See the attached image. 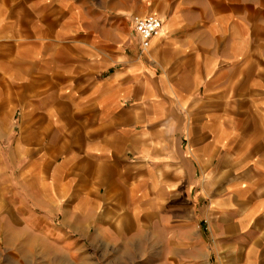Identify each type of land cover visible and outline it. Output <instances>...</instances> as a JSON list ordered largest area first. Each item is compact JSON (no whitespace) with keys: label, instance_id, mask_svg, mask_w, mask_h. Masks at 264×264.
Segmentation results:
<instances>
[{"label":"crops","instance_id":"crops-1","mask_svg":"<svg viewBox=\"0 0 264 264\" xmlns=\"http://www.w3.org/2000/svg\"><path fill=\"white\" fill-rule=\"evenodd\" d=\"M249 1L0 0V264H264ZM150 14L143 50L131 17Z\"/></svg>","mask_w":264,"mask_h":264},{"label":"rangeland","instance_id":"rangeland-1","mask_svg":"<svg viewBox=\"0 0 264 264\" xmlns=\"http://www.w3.org/2000/svg\"><path fill=\"white\" fill-rule=\"evenodd\" d=\"M245 5H264V0H252V2H246ZM152 236L153 235H150L149 237V242L151 244L153 241ZM90 252L94 254L93 251L90 250ZM93 254L91 256L92 260L87 261L86 264H94L93 262H95V264H110V262L112 261L109 259L110 257L108 256L109 251H96L94 256ZM163 256V251L157 248H149L148 250L140 251V253L139 251L137 253V251L134 250L132 264H167L166 259H164Z\"/></svg>","mask_w":264,"mask_h":264},{"label":"built area","instance_id":"built-area-1","mask_svg":"<svg viewBox=\"0 0 264 264\" xmlns=\"http://www.w3.org/2000/svg\"><path fill=\"white\" fill-rule=\"evenodd\" d=\"M135 36L139 39L141 48L147 50L150 42L162 33L163 21L156 15L131 17Z\"/></svg>","mask_w":264,"mask_h":264}]
</instances>
